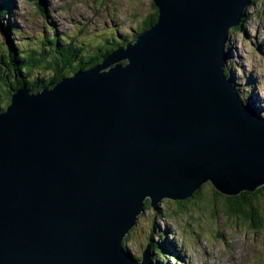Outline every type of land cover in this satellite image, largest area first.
I'll return each instance as SVG.
<instances>
[{"label":"water","instance_id":"95a60500","mask_svg":"<svg viewBox=\"0 0 264 264\" xmlns=\"http://www.w3.org/2000/svg\"><path fill=\"white\" fill-rule=\"evenodd\" d=\"M151 1L148 29L0 111V264H150L123 247L146 200L264 185V115L224 72L252 0Z\"/></svg>","mask_w":264,"mask_h":264},{"label":"rangeland","instance_id":"374dc122","mask_svg":"<svg viewBox=\"0 0 264 264\" xmlns=\"http://www.w3.org/2000/svg\"><path fill=\"white\" fill-rule=\"evenodd\" d=\"M42 1L44 5L40 0L8 3L12 4L13 14H7V23L15 25L17 33L10 37L20 48L61 36L72 41L68 48L74 45L83 48L78 56H93L98 53L94 43L107 40L108 31L131 35L136 24L152 11L151 0ZM241 24L242 27L237 26L241 28L229 31L230 75L240 96L253 93L249 99L258 101L264 115V0H255L254 5L246 8ZM3 43L0 36V54L4 53ZM200 193L201 205L184 210L189 207L185 203L180 212H171L174 205L168 198L158 203L157 212L147 205L127 234L123 247L140 258L151 234L152 240L181 257L177 264H264V227L254 228L250 219L228 215L227 206L222 203L211 204L209 185L204 184ZM263 199L262 196L259 199L257 212L264 221ZM219 201L224 202V197ZM171 257L163 264H175ZM161 260L155 254L151 261L159 264Z\"/></svg>","mask_w":264,"mask_h":264},{"label":"trees","instance_id":"16d2710c","mask_svg":"<svg viewBox=\"0 0 264 264\" xmlns=\"http://www.w3.org/2000/svg\"><path fill=\"white\" fill-rule=\"evenodd\" d=\"M40 1L44 5L43 1ZM13 2L14 0H0V36L4 38V53L0 54V68L2 67L4 69L0 70V111L7 109V106L11 102L13 92L19 86H31L32 91L35 92L39 91L46 85L54 86L56 82L64 76L71 75L79 69H88L95 64L101 63L107 54L115 50L118 46H124L126 42L132 40L136 37V35L140 34L145 29H148L157 20V8L151 2L152 11L136 24L131 35H116L113 31H108L107 34L109 36L107 40L104 39L94 43V48L96 52H98L97 54L93 56L84 54L78 56V53H80L83 48L78 47V45L68 48V46L72 44V41L70 42V40L61 36L50 38L49 40L41 43L38 41L36 44L37 46L30 45L27 48H20L18 43L11 40L10 35L16 36L17 33L15 25L10 22L7 23L9 17H6L8 16L7 14H13L12 4L11 6L8 4ZM241 27H235L234 29ZM66 42L69 44H66ZM46 45L50 48H47ZM224 72L228 77H230L231 82L235 84V82H233V76L230 75L229 68H226ZM252 94L253 93L250 95L244 94L242 96L243 102L247 101L246 103H248L250 107H255L257 111H262L255 106L258 103L257 100L256 102H254V100L252 102L250 101L249 98ZM204 184L210 186L212 196V199L210 200L211 204L222 203L227 206L225 212L228 215H236V217L241 219L248 218L254 228L264 227L263 217H261L257 212V208L260 204L259 199L261 196L264 198V185L257 188L255 192L243 191L235 196H226L220 194L210 182H206ZM204 184H202V186ZM202 186L189 198L182 200L170 199V202L174 205V209L171 212L175 213L183 211L185 203H189V207H185L184 210L201 205L203 201L202 203H198V200H201L198 196L201 194L200 192ZM220 197H224V202L219 201ZM257 201L258 203H256ZM147 205H149L148 200L144 202V210ZM159 208L158 204V208L157 210H154V212L159 211ZM168 210L170 209H167V211ZM151 236V234L148 235L151 252L156 253L157 257L162 259L159 261V264H163V261L167 260L171 253L167 252L166 245L152 240ZM125 241L126 237L124 238L123 243ZM171 256V258L175 261V264L181 262V257L178 256L177 253H174ZM150 264L154 263L151 261Z\"/></svg>","mask_w":264,"mask_h":264},{"label":"bare ground","instance_id":"6f19581e","mask_svg":"<svg viewBox=\"0 0 264 264\" xmlns=\"http://www.w3.org/2000/svg\"><path fill=\"white\" fill-rule=\"evenodd\" d=\"M6 17H8V16H6ZM6 17H5V18H6ZM69 39H70V38H69ZM257 44H258V42H257ZM260 51H261V50H260ZM82 57H83V56H82ZM250 101H251V99H250ZM251 102H252V101H251Z\"/></svg>","mask_w":264,"mask_h":264},{"label":"flooded vegetation","instance_id":"af4514ba","mask_svg":"<svg viewBox=\"0 0 264 264\" xmlns=\"http://www.w3.org/2000/svg\"><path fill=\"white\" fill-rule=\"evenodd\" d=\"M255 0H252V4L254 5Z\"/></svg>","mask_w":264,"mask_h":264}]
</instances>
